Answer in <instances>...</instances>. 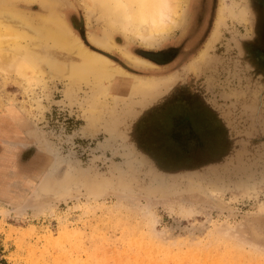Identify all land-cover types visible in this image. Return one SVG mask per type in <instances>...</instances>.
<instances>
[{
    "label": "rangeland",
    "instance_id": "obj_1",
    "mask_svg": "<svg viewBox=\"0 0 264 264\" xmlns=\"http://www.w3.org/2000/svg\"><path fill=\"white\" fill-rule=\"evenodd\" d=\"M64 1L59 10L86 41L99 29L96 16ZM218 1L181 2L175 26L152 46L113 34L139 58L172 47L184 53L174 65L147 60V76L177 77L152 97L114 80L94 103L83 84L68 99L65 78L44 74L27 88L0 76V264H264V75L238 58L234 37L256 36L239 49L264 64V6L231 0L246 21L223 11L206 62L190 69L188 52L215 28ZM15 3L46 12L37 1ZM105 54L141 70L118 50ZM178 92L215 110L222 142L204 126L194 134L176 127L174 111L187 109L174 104ZM61 188L73 196L52 203ZM25 205L18 215L14 207Z\"/></svg>",
    "mask_w": 264,
    "mask_h": 264
},
{
    "label": "bare ground",
    "instance_id": "obj_2",
    "mask_svg": "<svg viewBox=\"0 0 264 264\" xmlns=\"http://www.w3.org/2000/svg\"><path fill=\"white\" fill-rule=\"evenodd\" d=\"M18 1L22 0H0V76L4 79L14 77L19 85L28 88L31 85L41 84L44 74L65 78L68 82L66 90L68 99L71 98L73 86L83 84L90 86L91 100L96 103L99 97L108 94L114 80L121 81L130 94L144 98L154 96L160 86L169 87L172 84L170 82L177 78L175 74L172 75L173 73L166 76H147L143 69L154 67V64L132 55L128 49L119 46L114 41L113 34L120 33L126 38L135 36L145 46H152L173 28L171 25H165V21L169 17H178L181 2L184 0H79L78 4L87 13L94 14L98 25L100 24L98 30L86 32L87 42L79 32V34L76 32L70 20L68 21L67 13L59 10L66 5L64 0H23L27 3L37 1L39 7L46 11L44 14L21 11L15 3ZM223 2L225 6L223 3L222 6L219 4L217 7L216 13L219 12L215 16L217 17L213 24L215 28L212 27L209 39L203 44L198 58L188 63L190 69L196 68L198 61L205 59L207 50L217 39L218 22L222 23L223 11L233 16L232 18L246 21L244 8L239 7V11L235 13L236 2L231 0ZM113 49L120 51L132 65L141 67L139 73L130 72L129 68L125 69V66H122V63H115L114 60L109 59V55L106 56L105 53ZM93 115L89 118L90 122L93 117L95 118ZM92 126L96 127L95 124ZM113 128L116 126H112V130L109 131H113ZM71 195L70 190L61 188L54 192L51 201L58 203ZM29 203L27 201V204ZM27 206L14 208L20 215L24 211L22 209ZM38 212L34 211V213Z\"/></svg>",
    "mask_w": 264,
    "mask_h": 264
},
{
    "label": "flooded vegetation",
    "instance_id": "obj_3",
    "mask_svg": "<svg viewBox=\"0 0 264 264\" xmlns=\"http://www.w3.org/2000/svg\"><path fill=\"white\" fill-rule=\"evenodd\" d=\"M259 1H257V4H258L257 6H260V5L264 6L263 0H259ZM208 33H207V35H208ZM207 35L205 36V39H206ZM234 37H235L236 44H237L236 50H237L238 58L243 63H247L251 69H255L261 75H264V64L260 65L259 61H258L257 66L254 65V63L251 61L250 57L249 58L247 57L248 59L245 58L244 54H241L240 49H239V42L245 41L247 39L255 41L256 36H253L250 33V35L247 36L246 38H244L242 36L239 37L236 34ZM205 39H204V41H205ZM204 41L202 42V46H203ZM202 46H201V48H202ZM175 48H178V47H172V49L170 51L171 54H169L170 52L166 51L167 53L163 52V53H158L156 55H154V54L144 55L142 59H146L148 61L154 62L157 65H163L164 63H166L165 61H167L169 59L172 60L174 58V59H177V62L179 64L180 60H181V57L179 55L180 54L184 55V53H182L181 50H179V49L177 50ZM201 48H199L198 52H195V51H197L195 49L194 50L191 49L190 52H188L189 53L187 55L189 58L188 62L193 60V59L195 60L198 58L199 51ZM167 54L170 55L169 58H167V59L163 58L162 59V57H164V55L166 56ZM207 54H209V53H207ZM261 59L264 60L263 56L261 57ZM205 62H203L201 65H199L197 67V69L200 70L201 66ZM176 103L178 105L179 104H181V105L185 104L187 106V109H185V111L181 112L179 109L174 111V114H175L174 118H175L176 127L186 128L187 130L190 131V133L194 134L200 126L201 127L204 126L202 128L206 129V132L207 131L213 132L216 135V137H220L219 140H221V142L223 141V139H224L223 134L226 132L225 125L223 124L221 118L217 115V113H215V110L212 107H210L207 103H204V101L198 97H192V96H188V95H186V96L179 95V92H178V95L176 96V98L174 99V104H176ZM198 131H199V129H198Z\"/></svg>",
    "mask_w": 264,
    "mask_h": 264
},
{
    "label": "clouds",
    "instance_id": "obj_4",
    "mask_svg": "<svg viewBox=\"0 0 264 264\" xmlns=\"http://www.w3.org/2000/svg\"><path fill=\"white\" fill-rule=\"evenodd\" d=\"M176 23V19L169 17L166 21H165V25H171V26H175Z\"/></svg>",
    "mask_w": 264,
    "mask_h": 264
},
{
    "label": "crops",
    "instance_id": "obj_5",
    "mask_svg": "<svg viewBox=\"0 0 264 264\" xmlns=\"http://www.w3.org/2000/svg\"><path fill=\"white\" fill-rule=\"evenodd\" d=\"M176 62H177V59H174V58H173V59L171 60V64H173V65H174Z\"/></svg>",
    "mask_w": 264,
    "mask_h": 264
}]
</instances>
